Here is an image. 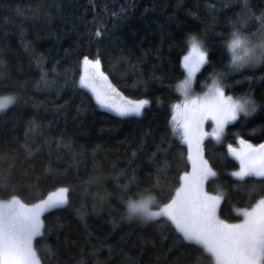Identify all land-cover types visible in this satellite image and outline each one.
I'll return each instance as SVG.
<instances>
[{
	"label": "trees",
	"instance_id": "16d2710c",
	"mask_svg": "<svg viewBox=\"0 0 264 264\" xmlns=\"http://www.w3.org/2000/svg\"><path fill=\"white\" fill-rule=\"evenodd\" d=\"M262 14L264 0H0V97H15L0 110V200L30 205L68 188L65 204L41 213V264H215L166 216L130 217L127 202H167L190 170L188 145L171 128L190 36L205 52L193 90L215 77L224 94L255 102L225 124L222 140L201 139L216 173L205 191L220 195L225 221L264 195V178L234 175L233 152L239 139L264 143V61L234 69L227 48L234 28L264 40ZM84 56L100 58L107 80L90 81L97 91L110 83L115 102L122 93L150 103L128 116L101 105L80 82L94 72ZM213 127L209 116L202 130Z\"/></svg>",
	"mask_w": 264,
	"mask_h": 264
},
{
	"label": "snow or ice",
	"instance_id": "6c2138e0",
	"mask_svg": "<svg viewBox=\"0 0 264 264\" xmlns=\"http://www.w3.org/2000/svg\"><path fill=\"white\" fill-rule=\"evenodd\" d=\"M257 19L264 21V14ZM189 40L190 51L183 57L187 77L180 82L185 99L182 106L180 104L173 106L178 110L173 112V119L176 130L187 142L192 171L182 174V183L175 188V195L156 209L150 206L151 197L129 200L128 215L138 216L142 220L166 216L185 240L201 245L210 253L215 264H264V195H261L251 208L239 209L244 219L237 223L221 220L217 215L220 195L207 192L204 188V182L209 177H214L216 173L204 159L200 143L205 135L220 139L224 125L235 120L241 112L247 116L249 112L254 111L255 102L251 101L250 97L234 100L231 95L226 96L224 87L215 77L204 97L189 98V80L205 61V52L197 38L190 36ZM227 48L232 53L230 63L234 69L264 61V40L253 43L250 36L238 29H233L227 41ZM237 52L240 55H237ZM83 61L85 65L91 66L94 72L89 73L87 78L82 75L80 77L82 84L92 87L90 81L95 76L107 80L105 73L100 71L98 56L95 59L84 56ZM37 63L39 64V61ZM217 75L223 79V74ZM92 91L101 105L111 107L120 116L139 114L141 109L150 103L147 98L131 100L122 93L119 94L122 102L117 103L113 99V94L118 93V89L110 83L103 93L97 91L95 87H92ZM14 100V96L0 97V110L7 108ZM209 116L214 122V127L211 133H206L202 131V124ZM228 148L232 149V145L229 144ZM258 148V151L249 150L238 154L240 168L234 172L235 176L243 178L254 174L264 178V143ZM56 192L57 195L49 193L46 198L30 205L24 204L15 195L11 196L6 206L0 202V264H41L33 245V238L41 232L43 223L41 213L65 204L68 199L67 187H59Z\"/></svg>",
	"mask_w": 264,
	"mask_h": 264
},
{
	"label": "rangeland",
	"instance_id": "374dc122",
	"mask_svg": "<svg viewBox=\"0 0 264 264\" xmlns=\"http://www.w3.org/2000/svg\"><path fill=\"white\" fill-rule=\"evenodd\" d=\"M199 42V41H198ZM257 43V42H256ZM201 44V43H200ZM190 47H191V43H189V45H188V49H187V51H186V53L182 56V58H181V66H182V68H183V71H184V77H183V79L181 80V81H183L186 77H187V70L183 67V57L190 51ZM202 47V46H201ZM202 50H203V48H202ZM231 54V56H232V53H230ZM237 55H240V53L239 52H237L236 53ZM200 68V67H199ZM198 68V69H199ZM198 69L196 70V72L198 71ZM196 72L193 74V76H192V78L189 80V83H188V92H189V98H191V97H204L205 96V94L206 93H208V91H209V85H211L212 83H213V81L212 82H210L204 89H203V91L202 92H195L194 90H193V83H194V78H195V74H196ZM180 81V82H181ZM180 82H178V83H176L175 84V86H174V88H175V90L179 93V95H180V97H181V100L178 102V103H176L175 105H177V104H180L181 106L183 105V101H184V99H185V95H184V92L183 91H181V87H180ZM226 95V94H225ZM226 96H228V95H226ZM1 97H3V96H1ZM234 100L235 99H240V100H243V99H241V98H233ZM182 110V109H181ZM174 111H178V110H176V109H174V107H173V112ZM240 114H243V112H241V113H239L238 115H237V117L240 115ZM231 121H234V120H231ZM175 121H174V119H173V113H172V118H171V128H172V130H173V132L178 136V137H180L183 141H185L184 139H183V137H182V135H181V133L179 132V131H177L176 130V128H175ZM224 128H225V125H224ZM203 132H206V133H208L206 130H202ZM212 131H213V128H212ZM223 132H224V130L222 131V133H221V135H220V139H217L216 137H215V139H217V140H222V138H223ZM204 137V136H203ZM242 141H244V140H238L237 142H236V145L233 147V149L235 150V153H236V155L238 156V154H243L244 152H247V151H249V150H256V151H258L259 150V148H258V146L260 145H258V144H251V143H249V142H247V143H242ZM186 142V141H185ZM187 143V142H186ZM200 143H201V141H200ZM193 152H195V146L193 147ZM238 158H239V156H238ZM192 171V162H191V160H190V170L188 171V172H191ZM182 183V182H181ZM58 193H56L55 195H57ZM54 195V196H55ZM175 195V194H174ZM147 197H151V207L153 208V209H156V208H158L159 206H154L153 205V198H152V196H150V195H147V196H144V197H140V198H138V199H135V200H140L141 198H147ZM10 199H8V200H0V202H2V203H4L5 204V206H6V204H7V201H9ZM257 203V202H256ZM255 203V204H256ZM254 204V205H255ZM252 207V206H251ZM251 207H249V208H251ZM218 208V207H217ZM5 210H6V207H5ZM238 213H239V215H240V219H238V220H236V221H227L228 223H237L238 221H240V220H242V219H244V215H243V213L241 212V211H239L238 210ZM217 215H218V213H217ZM220 218V217H219ZM221 219V218H220ZM221 220H223V219H221ZM41 230H42V228H41ZM40 234V233H39ZM201 246V245H200ZM214 259V258H213ZM215 261V260H214Z\"/></svg>",
	"mask_w": 264,
	"mask_h": 264
}]
</instances>
